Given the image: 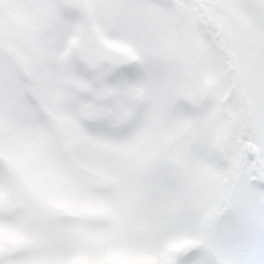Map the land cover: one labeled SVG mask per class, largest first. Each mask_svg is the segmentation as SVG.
I'll return each instance as SVG.
<instances>
[{"label":"snow or ice","instance_id":"6c2138e0","mask_svg":"<svg viewBox=\"0 0 264 264\" xmlns=\"http://www.w3.org/2000/svg\"><path fill=\"white\" fill-rule=\"evenodd\" d=\"M0 264H264V0H0Z\"/></svg>","mask_w":264,"mask_h":264}]
</instances>
